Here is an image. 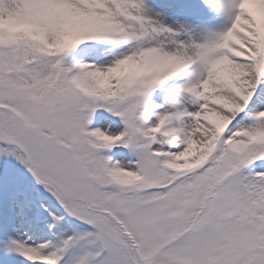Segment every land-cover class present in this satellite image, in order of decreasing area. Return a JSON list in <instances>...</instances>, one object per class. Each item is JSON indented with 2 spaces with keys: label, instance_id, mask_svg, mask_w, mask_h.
<instances>
[{
  "label": "snow or ice",
  "instance_id": "snow-or-ice-1",
  "mask_svg": "<svg viewBox=\"0 0 264 264\" xmlns=\"http://www.w3.org/2000/svg\"><path fill=\"white\" fill-rule=\"evenodd\" d=\"M0 264H264V0H0Z\"/></svg>",
  "mask_w": 264,
  "mask_h": 264
}]
</instances>
